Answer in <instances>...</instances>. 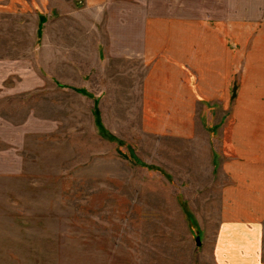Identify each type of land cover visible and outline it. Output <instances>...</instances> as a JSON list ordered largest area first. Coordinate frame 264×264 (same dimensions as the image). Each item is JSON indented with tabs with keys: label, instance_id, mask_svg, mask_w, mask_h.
I'll use <instances>...</instances> for the list:
<instances>
[{
	"label": "rangeland",
	"instance_id": "obj_1",
	"mask_svg": "<svg viewBox=\"0 0 264 264\" xmlns=\"http://www.w3.org/2000/svg\"><path fill=\"white\" fill-rule=\"evenodd\" d=\"M149 3L264 20V0ZM53 19L40 0H0V264H217L215 125L145 132L136 91L58 71L56 43L63 56L89 33Z\"/></svg>",
	"mask_w": 264,
	"mask_h": 264
},
{
	"label": "crops",
	"instance_id": "obj_2",
	"mask_svg": "<svg viewBox=\"0 0 264 264\" xmlns=\"http://www.w3.org/2000/svg\"><path fill=\"white\" fill-rule=\"evenodd\" d=\"M149 1L40 0L53 21L89 33L63 56L56 43L57 69L136 91L145 132L190 138L215 125L216 262L264 264V20L154 13Z\"/></svg>",
	"mask_w": 264,
	"mask_h": 264
}]
</instances>
